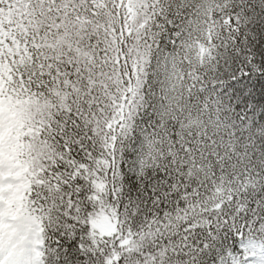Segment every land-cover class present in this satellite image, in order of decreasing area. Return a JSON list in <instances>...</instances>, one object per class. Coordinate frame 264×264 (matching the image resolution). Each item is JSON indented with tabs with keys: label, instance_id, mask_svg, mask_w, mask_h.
I'll return each mask as SVG.
<instances>
[{
	"label": "snow or ice",
	"instance_id": "obj_1",
	"mask_svg": "<svg viewBox=\"0 0 264 264\" xmlns=\"http://www.w3.org/2000/svg\"><path fill=\"white\" fill-rule=\"evenodd\" d=\"M0 264H264V0H0Z\"/></svg>",
	"mask_w": 264,
	"mask_h": 264
}]
</instances>
